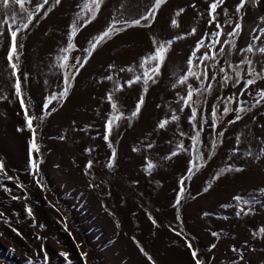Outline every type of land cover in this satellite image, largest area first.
<instances>
[{
  "label": "rangeland",
  "instance_id": "obj_1",
  "mask_svg": "<svg viewBox=\"0 0 264 264\" xmlns=\"http://www.w3.org/2000/svg\"><path fill=\"white\" fill-rule=\"evenodd\" d=\"M42 2L26 4L27 13L18 16L17 23L26 22L27 15ZM153 2L104 0L96 18L74 39L76 47L69 53L68 63L75 64L77 56L83 58L88 42L113 19L139 18ZM90 3L62 0L55 5V0H49L29 28L21 29L17 36L18 75L29 115L45 117L33 122L38 125L36 143L40 148L36 177L29 167L32 132L25 127L24 110L15 93L17 77L7 60L10 16L17 7L0 6V160L5 164L0 172V264H195L188 241L203 264H264V234L254 235L264 227V100L255 104L257 93L264 89V53L259 51L264 48V0H247L240 13L236 12L239 0H225L217 9L216 22L222 25L223 35L221 43L211 49L216 58L194 67L200 73L207 68L209 79L203 83L212 86L193 97L198 101L193 105L197 108L196 129L188 119L191 108L179 111L182 103L177 93L185 95L187 84L198 87L200 81L189 78L183 85L177 81L187 72L197 41L205 32L217 30L216 23L208 24L212 0H166L151 26L130 28L106 39L72 81L65 101L50 106L56 109L51 114L43 110L46 98L64 87L63 74L69 71L60 68L57 59L67 45L69 25L88 18L83 9ZM49 8L52 10L45 16ZM181 8L184 12L177 16ZM236 23L241 29L229 37L227 33ZM193 28L196 33L189 35ZM152 38L174 43L145 93L142 80L130 86L126 81L143 71L141 58L153 50ZM225 40L231 42L224 44ZM250 44L254 45L252 51H241ZM205 51L209 49L202 48L197 56ZM241 60L251 64H241ZM101 63L102 69L98 68ZM229 65H239L235 69L240 72L239 83H235L237 77ZM220 68L231 76L226 83ZM108 75L113 79L107 80ZM247 79L256 82L241 95ZM118 85H123L119 91ZM109 92L118 104L116 114L122 113L123 118L106 141L105 125L113 112L107 100ZM141 95V111L132 117ZM226 104L233 111L225 115ZM213 106L218 117L214 128ZM238 107L245 109L239 113L241 119L229 123ZM173 111L180 119L159 129L160 120ZM201 117V155L206 163L185 180L181 203L174 206L180 180L187 175L193 156L190 137L200 130ZM181 140L189 150L168 158ZM113 149L116 155L109 168ZM90 160L92 167L86 169ZM149 161L155 165L151 171L146 170ZM229 165L242 171L233 170L213 180ZM209 183L212 187L204 192ZM238 195L249 204L236 201ZM206 212L209 215L205 216Z\"/></svg>",
  "mask_w": 264,
  "mask_h": 264
},
{
  "label": "snow or ice",
  "instance_id": "obj_2",
  "mask_svg": "<svg viewBox=\"0 0 264 264\" xmlns=\"http://www.w3.org/2000/svg\"><path fill=\"white\" fill-rule=\"evenodd\" d=\"M31 0H0V6L3 7V9H10L11 6L15 5L17 7V11L13 12L10 16V19L12 20V25H10V36H11V44L7 52V60L9 61L10 67L13 70V74L16 75V83H15V93L16 96L20 100L21 108L24 110V118H25V127L32 132V139L29 141V167L31 169L32 175L36 177L38 175V166H39V153L40 148L39 145L36 143V134L38 131V125H34V120L42 121L45 117L43 115L37 116L35 113L32 115H29V109L25 102V98L22 93V86H21V80L18 75V60H19V51H18V44H17V36L18 33L21 32V29H28L29 25L32 23L33 19L35 18L36 14L41 11V9L44 8L45 5L49 4V0H43L42 3L38 4L35 7V10L33 13H30L27 15V21L23 23H17L18 16L27 13L26 4L30 3ZM247 0H239V3L236 5V12L240 13V11L245 7ZM62 3V0H55V5H59ZM104 0H91L90 4L84 5L83 11L88 14L87 19L83 20H76L73 21L69 25V33L67 36V45L66 47L61 49V53L63 55L57 57L59 61V67L62 69H68L69 71L64 72L63 74V84L64 87L59 92H53L50 97L46 98V102L42 105L43 110L47 114H51V112H54L56 109L55 107H50L54 103L55 104H62L65 99L68 96L69 90L72 87V81L75 80L76 75L79 74L80 69H82L85 64L88 62V59L93 55V52L96 50V48L104 42L106 39H111L114 35H117L119 33H122L130 28L134 27H149L151 26L152 22L156 18V14L158 10L161 8L163 4L166 3V0H154L152 6L147 9V11L139 16V18L135 19H113L107 26V28L97 37H95L93 40H90L89 47L84 49V52L86 53L83 58L77 56L75 57L76 63L75 64H69V53L76 47V44L74 43V39L77 37L78 33L85 28L89 23H91L92 20H94L99 13L101 6L103 5ZM225 3V0H212V3L208 6V24L212 25L213 23H216V31H213L211 33L205 32L204 36L201 37L200 40L197 41L196 47L192 51L190 57L188 58V70L185 74L180 76L177 83L179 84H187L189 78H195L197 81H200V84L198 87H193L191 84H187V92L185 95L181 96L179 93H177L179 97V101L182 103L181 108L179 109L180 112H183L185 108H191V115L188 117L189 122L192 123L193 129H196V121H197V108L194 107V104H197L198 101L194 100V95H197L201 92H208L211 90V84L209 83L207 87L204 86L203 81L208 80V70L205 68V71L203 73L197 72L194 70V67H199L200 64L206 63L209 59H215L216 53L214 51H211L215 47V45L220 44V37L223 35V29L222 25L217 23V9L222 6ZM53 5V7L55 6ZM52 8H49L46 12H44V15L47 16L48 12H50ZM184 12V9L181 8L179 12H177V16L180 15V13ZM225 12H227V9H225ZM5 23H7L5 21ZM172 25H177V20L173 19L171 21ZM241 29V24L236 23L235 27L232 29L231 32H228L227 35L229 37H234L238 35L239 30ZM197 31L196 28H193L191 30V34H195ZM3 33L0 32V35ZM180 37H177L179 39ZM205 38H208L209 43L205 44ZM256 39H259V37H256ZM231 41L225 40L223 43L228 44ZM174 41L172 39H168L165 41H157L155 38H152V44H153V50L146 56L141 58L140 62V68L143 69V71L134 77L132 80L126 81V83L130 86L134 83H137L139 81H143L145 88L144 92H147V85L148 83L155 82V77H157L160 73L161 66L163 65L166 56L173 45ZM20 48L23 47V45H19ZM254 45H249L247 49H242L241 51H252ZM202 48H208L209 51H205L202 55L199 57L197 54L200 52ZM225 49L221 47L219 49V52L221 55H223ZM260 52L264 53V48L259 49ZM15 61V62H14ZM199 61V63H196ZM248 63L251 64V61H245L241 60V64ZM78 65V66H77ZM110 68L113 67V65H109ZM239 65L232 66L229 65V68L232 69L233 75L237 77L235 83L240 82V72L236 71L235 69L238 68ZM74 69L75 71L72 72L71 70ZM120 71H124V69H120ZM128 71H133L132 68H129ZM251 71V69H250ZM220 72L224 73V82L226 83L228 80L231 79V76L228 75L225 68H220ZM26 78V77H25ZM107 80H112L113 77L111 75H108L106 77ZM211 79H215V75L211 77ZM256 81L254 79H247L244 81V88L241 89V95H243L244 91L251 85H253ZM123 85H118V88L116 89L119 91ZM173 87H176L174 84ZM259 96V99L255 101V104H259L261 100H264V89H262L259 93H257ZM107 100L111 105V108L113 110L112 114L109 115V118L106 121L105 125V136L104 139L106 141L109 140V137L111 135V132L113 131V128L117 126L118 121L123 118V114L117 115L118 111V104L114 100V95L112 92H109L107 94ZM231 102V98H229V103ZM144 103V96L141 95L140 100L136 104L135 111L131 113L132 117L137 116L140 111L141 107ZM255 104H253V107H255ZM159 107V105H158ZM50 109V111H49ZM245 109L243 107H238L235 109L236 115L235 119L229 121V123H235L236 121H239L241 119V116L239 115L240 112L244 111ZM233 111L230 107L227 106V104L223 108V114H228L229 112ZM217 109L215 106L212 108V126L215 127V123L217 120ZM180 119V117L176 114L175 111H173L172 115L170 117H166L164 119H161L158 123L157 127L159 129H165L167 125H169L172 122H176ZM200 130L195 131V134L190 137L192 142L191 152L193 153L192 159L189 161V167L187 170V175L182 177L180 180V189L177 193L175 205L178 206L181 203V198L183 194L186 191V188L184 186L185 180H190L194 173L196 171H199V169L203 166L206 161L204 160V157L201 155V132L203 131V124L204 120L201 117L200 121ZM18 131H23L24 129L18 128ZM181 136H185L186 134L184 132H180ZM219 135H223V133H220ZM63 138V137H62ZM239 142V140L237 141ZM109 147H111V144H109ZM148 148H152V144L147 145ZM216 147V142L213 141V148ZM136 149H134L135 151ZM184 145L183 140H181L177 145L176 149L171 152L170 157L177 156L181 152L188 151ZM90 151V149L88 150ZM33 153H36L34 156ZM116 151L115 149L112 150V156L109 159V163L107 167L112 168L113 162L115 159ZM245 155H250V153H245ZM211 157L209 156V159ZM92 161H88L87 165L85 166L86 169H90L92 167ZM5 167V164L2 160H0V172L3 171ZM155 165L149 161L146 165V170L151 171ZM242 171L241 168H235L233 169V166L229 165L225 168H221L219 172L216 173V175L213 177V180H218L223 174L231 171ZM7 179L11 180L12 177L8 176ZM37 183L39 181L37 180ZM18 187H23V185H18ZM43 187V185H41ZM212 187V184L209 183L207 187L203 189L204 192H207ZM262 192H264V189H261ZM20 197L13 196L12 199H19ZM26 198V197H25ZM234 199L238 202L242 201L245 205L249 204V200L244 199L242 196H235ZM222 207H227V205H222ZM26 211L29 215L32 214V210L30 207L26 208ZM241 213L238 211L236 213L237 216H239ZM2 215V214H0ZM150 215V214H149ZM205 216L209 215V213H204ZM179 218V216H178ZM151 219V215H150ZM155 224V220L152 221ZM14 231H16L14 229ZM19 234V233H18ZM179 234V233H178ZM264 234V227H260L254 235H260ZM213 236H217L218 233L213 232ZM216 245L213 244L211 247L214 248ZM187 247L191 250L192 258L195 260V264H203V261L201 259H198V250L193 249L192 243L190 241L187 242ZM141 252H144V249H140ZM235 250V249H233ZM147 256V253H144ZM63 255H67L66 253ZM148 259L151 260V257L148 256ZM45 260H47V256L45 255Z\"/></svg>",
  "mask_w": 264,
  "mask_h": 264
},
{
  "label": "crops",
  "instance_id": "obj_3",
  "mask_svg": "<svg viewBox=\"0 0 264 264\" xmlns=\"http://www.w3.org/2000/svg\"><path fill=\"white\" fill-rule=\"evenodd\" d=\"M101 64H102V66H101ZM101 64L99 65V67H98V65H96V66L98 68L102 69V68H104V64L103 63H101ZM100 69H97V72H99V74H101ZM114 74H116V70H115Z\"/></svg>",
  "mask_w": 264,
  "mask_h": 264
}]
</instances>
